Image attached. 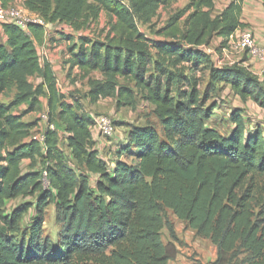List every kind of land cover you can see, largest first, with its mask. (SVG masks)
Listing matches in <instances>:
<instances>
[{
    "label": "trees",
    "instance_id": "16d2710c",
    "mask_svg": "<svg viewBox=\"0 0 264 264\" xmlns=\"http://www.w3.org/2000/svg\"><path fill=\"white\" fill-rule=\"evenodd\" d=\"M0 1L22 4L45 25L73 30V37L62 38L71 45L69 73L103 76L89 80L91 104L111 99L119 108L136 109L141 99L162 128L161 134L151 125L132 128L114 159L101 156L93 118L79 99L60 90L53 66L39 54L45 26L31 25L27 32L0 26V98L16 92L9 104L0 102V264H169L180 239L168 212L216 247L213 264H238L243 255L241 264H264V131L249 129L238 109L230 114L228 133L218 131L211 124L217 107L204 108L195 77L166 66L213 63L211 84L228 86L264 110V80L238 64L217 68L200 49L214 38L226 47L246 28L241 20L248 0L231 1L215 17L214 0H189L156 32L164 41L150 40L138 24L153 26L171 0ZM102 13L112 20L102 41L79 35ZM45 110L55 130L48 128L40 144L30 139L40 119L24 118ZM31 198L35 204L9 206ZM53 203L61 227L56 243L44 236Z\"/></svg>",
    "mask_w": 264,
    "mask_h": 264
},
{
    "label": "rangeland",
    "instance_id": "374dc122",
    "mask_svg": "<svg viewBox=\"0 0 264 264\" xmlns=\"http://www.w3.org/2000/svg\"><path fill=\"white\" fill-rule=\"evenodd\" d=\"M121 1L127 3V0ZM231 1L233 0H214L215 10L212 12V17H215L218 12H221ZM189 4V0H171L170 5L162 7L158 12V16L153 20V26L149 27L138 24L140 32L150 40L164 41L163 38L156 36V32L165 26L167 20L172 14L185 9ZM262 7L263 4L261 0H253L250 2L248 7H244L245 15L243 16V20L244 24L246 25L245 29L251 31L256 36V38L259 37V35L264 38V9H262ZM186 16L182 19V22ZM111 23L112 20L110 17L105 13H102L100 15L99 21L92 22L90 27L83 31L81 35L87 36L93 40L102 41L105 38L107 29ZM71 30L72 29L65 24H58L53 28L48 29V32L51 33V37L48 36L46 38V46H40L38 48L39 54L41 58L45 60H47L46 58H49L51 55L56 56L60 54V58L58 59L55 66L57 74L56 78L60 90L71 100L79 99L85 112L92 118L106 115L116 123L117 131L113 140L103 139L102 141H105L106 144L116 148V146L123 143L125 135L127 132H129V130L145 125L154 126L160 133L162 128L160 126L159 120L154 115V108L148 103L143 102L141 99L138 101L136 109H131L128 107L119 108L116 104V101L111 99L100 100L96 104L90 103L87 98L89 91V80H102L103 76L99 73H92L85 77L79 70H74L71 74L69 73L70 66L67 64V62L70 60L69 48L71 45L67 40L62 38L65 36L73 37L70 33L73 30ZM53 33L57 34L55 35L57 37H52ZM208 47L214 53L216 52L218 54L217 56L219 58L217 57V60L222 61V67H226V65L231 63V61H234L237 62L241 68H244L246 71L256 77H258L256 74L262 71L260 64L249 61L248 57L244 54H231L228 56L229 58L224 59L221 50L225 47L222 46L221 41L218 38H214ZM156 54V50L152 49L151 57L154 61L157 60ZM205 63L207 62L201 63L199 68L197 67L194 69H192L191 65L189 64L174 66L172 62H167L166 66L169 70L183 73L189 77H195L198 82V89L201 93V98H203V102H205L204 108H210L214 105L217 107L215 112H213V116H215L213 117V123L216 124L221 132L228 133L231 125L229 120L230 114L236 109L243 112V118L246 119L249 129H254L256 126H259L262 127L264 131V110L250 100L247 102L241 100L239 97L235 96L231 88L228 86L221 84H211V69H214L215 67L213 63H209V65ZM255 66H259V70L254 69ZM31 82L36 84V79H31ZM120 82L121 84L124 83L123 81ZM129 86L133 88L134 85L131 84ZM15 93L16 92H12L1 97L0 102L9 104L11 101H13ZM42 104H44V100H42ZM27 107V105L22 106L18 110V113H23ZM41 114L42 112L39 111L37 113L27 115L24 120L29 123L34 122L40 119ZM214 118L217 119V122L214 120ZM117 136L120 137V141L118 142L115 141ZM111 146L110 148H112ZM61 149L64 154L66 164L71 166L72 156L69 150L64 146V144L62 145ZM110 152L112 153V157L116 155L114 154L113 150H110ZM126 161L131 162L130 159H126ZM24 165L26 168V166L29 165V162H25ZM26 202L35 204V200L31 198L27 201H15L9 204V206H15ZM34 215L35 207L30 210L26 220L30 221ZM57 215L58 206L56 203H53L46 210L44 236L48 237L54 243L57 242L58 234L61 230V227L56 219ZM168 219L174 224L180 239V242L176 243L178 247V256L176 261H178L179 264H213L217 258L216 247L210 241L197 237L185 223L180 222L171 212H168ZM28 223L29 222H27V224ZM163 241L165 244H168L172 241L166 228L163 230ZM246 257L247 255L241 256L239 258L238 264H241V262Z\"/></svg>",
    "mask_w": 264,
    "mask_h": 264
},
{
    "label": "built area",
    "instance_id": "2783aa9c",
    "mask_svg": "<svg viewBox=\"0 0 264 264\" xmlns=\"http://www.w3.org/2000/svg\"><path fill=\"white\" fill-rule=\"evenodd\" d=\"M14 24L24 31H28L29 26L42 24L45 26V36L48 29L53 28L58 24L45 25L41 18L37 15L31 14L22 6V4H14L11 6H4L0 1V26L4 24ZM64 25V24H62ZM72 31V30H71ZM73 34L74 32H70ZM81 35V34H79ZM207 55H209L215 62L217 68H222V61L217 60V53L213 52L208 46L200 47ZM224 59L229 58L231 54L241 55L244 54L248 57L249 61L260 64L262 71L258 74L261 80H264V46L259 42L256 36L248 30H238L229 40L228 45L221 50ZM219 58V57H218ZM218 61V62H217ZM237 62L231 61L226 66L236 65ZM40 126L31 136L32 141L45 143V132L49 128L55 130L54 125H50L47 111H43L40 116ZM116 126L114 121L106 115H101L93 118L92 134L95 141L101 142L103 139L113 140L116 134ZM125 140V138H124ZM123 140V142H124ZM112 143V142H111Z\"/></svg>",
    "mask_w": 264,
    "mask_h": 264
},
{
    "label": "crops",
    "instance_id": "0c3cea01",
    "mask_svg": "<svg viewBox=\"0 0 264 264\" xmlns=\"http://www.w3.org/2000/svg\"><path fill=\"white\" fill-rule=\"evenodd\" d=\"M251 1H253V0H248L247 2H246V5L244 6V7H248V5L250 4V2ZM260 3V2H259ZM260 5V4H259ZM262 6V5H261ZM262 9H263V7H262ZM245 15V8L243 9V14H242V22L244 23V20H243V16ZM51 32V31H50ZM53 36L52 37H57V36H55V35H57V34H55V33H53L52 34ZM263 35V34H262ZM48 36H50L51 37V33H49V32H47L46 33V36H45V40H44V45L43 46H46V38L48 37ZM54 39H56V38H54ZM58 39V38H57ZM257 39L259 40V42L264 46V38H262V36L261 35H259V37H257ZM51 57V58H50ZM49 58L47 57L46 59H47V61L49 62V63H51V65L53 66V70H54V72H55V75H56V77H57V74H56V68H55V66H56V63H57V61H58V59L60 58V54H58V55H51ZM259 66H255V68L254 69H258L259 70V68H258ZM213 117H215V116H213ZM214 120L217 122V119H215L214 118ZM214 121H213V119H212V123H213ZM213 126L218 130V131H220V129L216 126V124L214 123L213 124ZM230 128H231V125H230ZM230 128H229V130H230ZM221 132V131H220ZM223 133V132H222ZM119 136H117L116 137V142H118V141H120L119 140ZM119 144V143H118ZM109 144H106V142L105 141H101V142H99L98 144H97V149H98V151L100 152V154H101V156H104L106 159L108 158L109 160H112V159H114V157H112V153L110 152V150H113V152L115 153L116 152V148H113L112 146V148H110V146H108ZM110 148V149H109ZM122 160H124V159H122ZM181 222V221H180ZM183 223V222H182ZM191 230V229H190ZM193 233H195V231H193V230H191ZM176 233H177V231H176ZM177 235H178V233H177ZM196 235V234H195ZM179 237V236H178ZM177 246V245H176ZM169 264H179V262L178 261H176V259L174 260V261H171V262H169Z\"/></svg>",
    "mask_w": 264,
    "mask_h": 264
}]
</instances>
